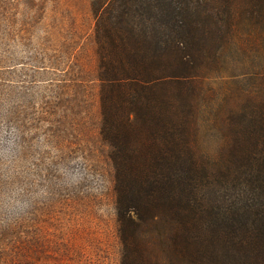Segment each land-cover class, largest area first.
<instances>
[{
  "label": "trees",
  "instance_id": "16d2710c",
  "mask_svg": "<svg viewBox=\"0 0 264 264\" xmlns=\"http://www.w3.org/2000/svg\"><path fill=\"white\" fill-rule=\"evenodd\" d=\"M236 1L90 0L92 63L59 31L65 79L43 105L0 93V264H36L55 247L45 220L54 205L11 215L41 187L63 203L108 196L120 264H264V93L217 125L212 154L188 78L224 48ZM245 1L247 22L264 25V0ZM77 167L103 182L78 181Z\"/></svg>",
  "mask_w": 264,
  "mask_h": 264
},
{
  "label": "rangeland",
  "instance_id": "374dc122",
  "mask_svg": "<svg viewBox=\"0 0 264 264\" xmlns=\"http://www.w3.org/2000/svg\"><path fill=\"white\" fill-rule=\"evenodd\" d=\"M236 8V26L224 48L188 75L194 86V125L201 128L200 140L206 141L212 154L220 149L216 142L222 133L217 125L248 101L262 100L264 93V25L247 22L245 0H237ZM93 27L90 0H0V93L19 90L30 106L39 108L47 86L65 79L61 72L65 65L56 58L63 43L59 31L62 37H69L64 40L69 52L78 48L89 56L91 64ZM87 94L96 103V89L89 88ZM92 116L86 114L88 141L95 131ZM86 155L89 157L88 146L77 149L76 160ZM77 170L80 167L74 173ZM59 196L41 187L37 194L23 196L22 202L12 207L11 215L16 217L55 206L53 215L45 212L55 247L36 264H120L113 204L108 196L86 192L83 203L68 200L66 204L56 202Z\"/></svg>",
  "mask_w": 264,
  "mask_h": 264
},
{
  "label": "clouds",
  "instance_id": "9594fccd",
  "mask_svg": "<svg viewBox=\"0 0 264 264\" xmlns=\"http://www.w3.org/2000/svg\"><path fill=\"white\" fill-rule=\"evenodd\" d=\"M3 132H0V145L3 144ZM75 179H77L78 181H88L91 185H95L97 183H102L103 182V178L99 177V176H92L90 177L88 172H85L83 170H77L76 174H75Z\"/></svg>",
  "mask_w": 264,
  "mask_h": 264
}]
</instances>
